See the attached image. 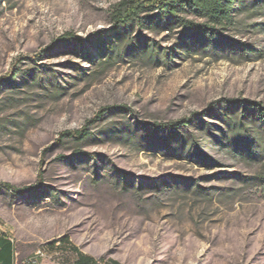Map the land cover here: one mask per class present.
<instances>
[{"label": "rangeland", "instance_id": "rangeland-1", "mask_svg": "<svg viewBox=\"0 0 264 264\" xmlns=\"http://www.w3.org/2000/svg\"><path fill=\"white\" fill-rule=\"evenodd\" d=\"M120 1L0 0V230L46 264H264V157L229 147L214 104L264 103V6L239 0L213 39L166 18L115 28ZM65 33L81 40L47 50ZM113 106L130 111L96 118Z\"/></svg>", "mask_w": 264, "mask_h": 264}, {"label": "trees", "instance_id": "trees-1", "mask_svg": "<svg viewBox=\"0 0 264 264\" xmlns=\"http://www.w3.org/2000/svg\"><path fill=\"white\" fill-rule=\"evenodd\" d=\"M238 1L239 0H121L113 11V25L115 28H118L136 18L144 22L166 18L184 26L187 31L205 33L211 38L216 39L219 35V29L232 22V12ZM255 2L264 6V0H255ZM189 11L198 14L199 17L205 18L206 21L198 23L182 15ZM69 40H81V38L72 33H65L49 45L47 50L53 49L60 43ZM214 104L225 105L232 111L231 115L225 114V122L231 132L229 135V147L235 152H247L255 158L264 157V103L242 98H223L219 99ZM238 107H244L243 111L239 112L237 109ZM119 109L130 111L129 108L124 106L107 107L102 109L97 114L96 118H101L108 111ZM198 115H201V113H195L193 117ZM95 119L89 120L87 125L93 123ZM191 121L192 118H185L167 124L154 123L152 126L158 129H177L186 127ZM88 135L89 131L87 130V126L81 130L61 133L62 137L70 136L77 140H83L87 138ZM250 180L253 184H258L264 181V176L251 177ZM7 186L17 194L26 193L34 188H18L9 183ZM76 264L96 263L92 258L83 253H79Z\"/></svg>", "mask_w": 264, "mask_h": 264}, {"label": "built area", "instance_id": "built-area-1", "mask_svg": "<svg viewBox=\"0 0 264 264\" xmlns=\"http://www.w3.org/2000/svg\"><path fill=\"white\" fill-rule=\"evenodd\" d=\"M57 246L61 244L60 241L55 243ZM53 255H51L45 247H39L35 249L29 255H21V253L16 250L13 256L12 264H46L47 262H53ZM96 264H105L103 262L97 261Z\"/></svg>", "mask_w": 264, "mask_h": 264}, {"label": "crops", "instance_id": "crops-1", "mask_svg": "<svg viewBox=\"0 0 264 264\" xmlns=\"http://www.w3.org/2000/svg\"><path fill=\"white\" fill-rule=\"evenodd\" d=\"M16 250L13 239L0 230V264H12Z\"/></svg>", "mask_w": 264, "mask_h": 264}]
</instances>
